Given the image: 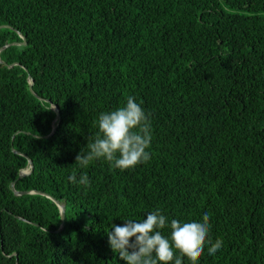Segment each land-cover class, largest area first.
<instances>
[{
    "label": "trees",
    "instance_id": "16d2710c",
    "mask_svg": "<svg viewBox=\"0 0 264 264\" xmlns=\"http://www.w3.org/2000/svg\"><path fill=\"white\" fill-rule=\"evenodd\" d=\"M3 26L0 50L27 45L0 54V264H126L107 232L157 209L211 213L224 246L200 264H264V0H0ZM128 96L152 159L80 169Z\"/></svg>",
    "mask_w": 264,
    "mask_h": 264
},
{
    "label": "clouds",
    "instance_id": "9594fccd",
    "mask_svg": "<svg viewBox=\"0 0 264 264\" xmlns=\"http://www.w3.org/2000/svg\"><path fill=\"white\" fill-rule=\"evenodd\" d=\"M99 133L88 141L76 158L80 169H87L94 161L101 160L113 169H134L152 159V125L142 103L135 96H128L126 103L98 118ZM76 186H91L86 172L69 177ZM211 213L190 221H169L161 210L149 212L142 220L126 219L122 225L112 224L107 232L112 250L126 264H200V256L207 247L208 254L215 256L223 246V239L210 238ZM171 229L165 236L163 230ZM177 252L179 255H177Z\"/></svg>",
    "mask_w": 264,
    "mask_h": 264
},
{
    "label": "water",
    "instance_id": "95a60500",
    "mask_svg": "<svg viewBox=\"0 0 264 264\" xmlns=\"http://www.w3.org/2000/svg\"><path fill=\"white\" fill-rule=\"evenodd\" d=\"M5 27H6V26L0 27V29H3V28H5ZM21 37L24 38L22 35H21ZM24 40H25V41H24L23 44H21V43H14V44H12V45H8V46L2 48V49L0 50V54H1L3 51L7 50L9 47H12V46H19V45H25V46H26V45H27V40H26V38H24ZM0 62L4 64V62L1 60V58H0ZM14 66H15V65L10 66V68H12V67H14ZM31 91H32V93H33L35 96H37V95L35 94L34 90H33V85H31ZM56 110H57V112H58V117H60V111H59V108L57 107ZM56 132H57V130L55 129L54 132H53V134H52L51 136H49L48 138H52V137L56 134ZM30 165H31L32 171L29 172V173H25V174H23V175L21 176V179L24 178L25 176L31 174V173L34 171V164H33L32 161H30ZM13 190H14V192L16 193L17 196H22V195H29V194H31V192H26V193H20V192H17V190H16V183L13 184ZM36 194L45 195V196H48L49 198H52L51 196L46 195V194H44V193L37 192ZM53 200H54V201L60 206L61 211H62V220H63V224H62L61 229L59 230V232H62V231L66 228V209H65V205H62L60 202H58V201H57L56 199H54V198H53Z\"/></svg>",
    "mask_w": 264,
    "mask_h": 264
}]
</instances>
